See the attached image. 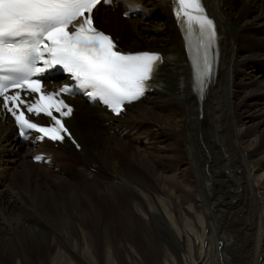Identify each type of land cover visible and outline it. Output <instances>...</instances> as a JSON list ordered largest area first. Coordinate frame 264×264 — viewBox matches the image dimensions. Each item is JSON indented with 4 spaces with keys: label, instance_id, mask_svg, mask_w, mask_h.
<instances>
[{
    "label": "bare ground",
    "instance_id": "6f19581e",
    "mask_svg": "<svg viewBox=\"0 0 264 264\" xmlns=\"http://www.w3.org/2000/svg\"><path fill=\"white\" fill-rule=\"evenodd\" d=\"M203 3L220 47L203 100L196 49L169 0H124L127 21L97 6L98 25L126 51L161 53L164 64L154 93L123 117L71 101L81 152L66 143L36 152L73 175L29 163L32 149L0 117V264H122L121 249L130 264H150L145 251L153 264H264V0ZM141 230L145 250L134 241Z\"/></svg>",
    "mask_w": 264,
    "mask_h": 264
},
{
    "label": "snow or ice",
    "instance_id": "6c2138e0",
    "mask_svg": "<svg viewBox=\"0 0 264 264\" xmlns=\"http://www.w3.org/2000/svg\"><path fill=\"white\" fill-rule=\"evenodd\" d=\"M102 3L111 4L112 0H0V99L25 139L29 138L26 130L39 133L38 140L70 137L62 118L70 116L72 108L56 99L58 93L42 90L41 74L56 65L79 87L91 89L90 95L99 97L116 115L150 88L147 82L154 78L161 57L118 50L114 39L94 25L93 10ZM173 3L178 5L175 15L182 32L186 31L188 38L197 36L193 91L199 98L213 70L216 27L201 0ZM193 25L198 26V32ZM25 90L38 98L29 103L21 95ZM21 105L29 114L48 117L50 126L32 122Z\"/></svg>",
    "mask_w": 264,
    "mask_h": 264
},
{
    "label": "rangeland",
    "instance_id": "374dc122",
    "mask_svg": "<svg viewBox=\"0 0 264 264\" xmlns=\"http://www.w3.org/2000/svg\"><path fill=\"white\" fill-rule=\"evenodd\" d=\"M118 13H119V18L120 19H122V20H125V19H123L122 18V10L120 9L119 11H118ZM64 79V77L61 75V77H59V81H61V80H63ZM261 108H262V110H264V105L263 106H261ZM25 149V147H23V150ZM31 155L28 157V162L29 163H31L32 161H31ZM6 159H8V158H6ZM57 169V168H56ZM19 171V172H21V173H23L24 172V168H23V166H19V167H17V168H15V171ZM49 170H53V169H49ZM74 171H75V169H72V170H70V171H62V173H61V171L60 170H58L57 169V171L55 170L54 171V173H60L61 174V176L63 177V176H65V175H69V174H71V175H73V173H74ZM92 174H95V175H97V176H100V171H97L96 169H92L91 171H90ZM91 177V176H90ZM92 178V177H91ZM90 178V179H91ZM53 180H55V178H53ZM75 180L76 181H79L80 179H79V177L78 178H75ZM13 182H14V180H10V184H13ZM214 223L212 222L211 223V225H213ZM212 228H213V230L215 229V227H214V225L212 226ZM96 231H97V229H95ZM99 231V230H98ZM142 234V236L143 237H145V238H148L147 237V235H146V232L144 231V230H141V233L140 232H138L137 233V235H136V239L134 240L135 241V243L140 247V248H142L143 250H145L144 248H143V246L142 245H146L147 243L146 242H144L143 241V238L140 236ZM215 235V236H214ZM217 233H214L213 234V243L215 244L216 243V239H217ZM101 237V236H100ZM134 238V237H133ZM149 239V238H148ZM215 240V241H214ZM148 242H149V240H148ZM212 243V244H213ZM211 245V248H215V245ZM99 245H101V243H99ZM122 250L123 249H121V251H120V260H121V262H122V264H130V262H129V259H128V257H126V255L122 252ZM146 252V255H147V260H148V262L150 263V264H153L154 263V257H153V255H152V253H150V251H145ZM121 254H123V255H121ZM151 257V258H150ZM111 258H113V257H111ZM153 258V259H152ZM31 259V258H30ZM128 259V260H127ZM151 261L153 262V263H151ZM116 264H118L117 262H116Z\"/></svg>",
    "mask_w": 264,
    "mask_h": 264
}]
</instances>
